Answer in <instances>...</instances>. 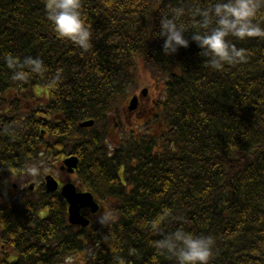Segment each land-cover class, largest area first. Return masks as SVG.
Returning <instances> with one entry per match:
<instances>
[{
	"label": "trees",
	"instance_id": "16d2710c",
	"mask_svg": "<svg viewBox=\"0 0 264 264\" xmlns=\"http://www.w3.org/2000/svg\"><path fill=\"white\" fill-rule=\"evenodd\" d=\"M208 2L82 0L93 34L84 52L57 37L46 0H0V264H175L153 241L177 229L214 239L210 264H264V38L230 37L247 50V61L216 71L191 41L193 18H183L189 47L173 55L164 54L157 35L170 8ZM9 54L21 62L39 58L47 70L13 81ZM57 70L60 79L50 89ZM143 72L162 90L157 120L165 129L130 138L109 154V113L143 85ZM22 91L24 98L14 97ZM5 97L14 102L10 116ZM33 99L54 124L47 127L54 145L45 143L31 115L16 124L21 101L27 106ZM89 119L98 132L76 141L79 124ZM74 143L92 155L98 190L117 200L107 206L111 220L77 229L66 204L45 190L20 204L5 201L11 172ZM165 208L171 216L153 230L150 222ZM84 252L83 263L71 258Z\"/></svg>",
	"mask_w": 264,
	"mask_h": 264
},
{
	"label": "clouds",
	"instance_id": "9594fccd",
	"mask_svg": "<svg viewBox=\"0 0 264 264\" xmlns=\"http://www.w3.org/2000/svg\"><path fill=\"white\" fill-rule=\"evenodd\" d=\"M47 18L51 22L57 37L71 41L82 51L93 47L92 30L82 14V0H46ZM194 19L195 31L191 41L201 50L204 65L220 71L225 65L245 63L247 50L237 48L230 37L236 40L264 38V0H209L206 5L199 3L190 9L183 6L172 7L161 14L159 32L163 38V52L173 55L180 48L189 47L185 38L188 28L183 18ZM5 62L12 70V80L26 81L30 75H42L47 69L39 58L26 57L22 62L12 55L5 57ZM60 70L49 82L48 87L55 89L60 79ZM32 175L38 172L36 166L29 170ZM171 216L170 209H163L161 214L150 222V227L157 230L159 225ZM105 222L107 217L104 218ZM214 239L211 236L196 235L183 229L164 234L153 241V247L159 255L173 259L175 264H210L213 255ZM155 259V258H154Z\"/></svg>",
	"mask_w": 264,
	"mask_h": 264
},
{
	"label": "flooded vegetation",
	"instance_id": "af4514ba",
	"mask_svg": "<svg viewBox=\"0 0 264 264\" xmlns=\"http://www.w3.org/2000/svg\"><path fill=\"white\" fill-rule=\"evenodd\" d=\"M156 104L155 101L147 98L142 103L138 101L137 108L135 110H131L129 107L127 109L123 110L122 114L116 115L115 117V131L117 133V138L122 137L126 131H127V125H129V128L131 131L133 130L135 125H139L141 127H145L149 120L153 119L154 116V105ZM153 105V106H151ZM151 107V108H150ZM19 120L16 122L18 123ZM113 130V129H112ZM113 133H110V136H112ZM119 141V140H118ZM76 156L78 159V168L73 173L68 171V167L64 166L62 162L64 159H67L69 157ZM96 157V156H94ZM60 163L57 164L51 174L55 177V180L59 184V189L55 193L58 194L61 199V192L63 187L67 184L74 185L77 190V194H84V193H92L95 201L98 202V200H110L111 197L107 196L104 193L98 190V188L101 186L97 181H94V178L92 174L90 173V168L94 165L91 164L93 162V157L91 154H87L83 150L80 152L78 150H60V157H59ZM91 164V165H90ZM45 174L43 177L41 176V180L39 181V176L35 177V180L33 181L34 185V191L31 192L29 190L30 183L27 185L25 184L27 181L22 182L18 185H15L16 188H14V197L11 198V200L19 199L23 200L25 197H29L31 193H35L37 196L39 195L38 192L45 190ZM119 186V185H118ZM120 186H123L120 185ZM119 186V187H120ZM62 200V199H61ZM63 201V200H62ZM82 216H88L89 218L92 217L90 211L88 209H82L81 210Z\"/></svg>",
	"mask_w": 264,
	"mask_h": 264
},
{
	"label": "water",
	"instance_id": "95a60500",
	"mask_svg": "<svg viewBox=\"0 0 264 264\" xmlns=\"http://www.w3.org/2000/svg\"><path fill=\"white\" fill-rule=\"evenodd\" d=\"M146 92V91H144ZM135 101V99H134ZM133 101V103H134ZM94 125V122H87L82 124V127H91ZM66 164L70 167V169L77 168V159L72 158L66 162ZM47 185L48 189L50 191H56L58 189L57 181H55L53 178H47ZM63 196L67 199L69 202L71 209H70V222L72 224H78L87 226L89 225L88 220L83 219L79 215V206L85 207H91L94 208V212H97L99 207L94 203L93 197L91 195H84V196H76L75 189L72 186H66L63 190Z\"/></svg>",
	"mask_w": 264,
	"mask_h": 264
},
{
	"label": "rangeland",
	"instance_id": "374dc122",
	"mask_svg": "<svg viewBox=\"0 0 264 264\" xmlns=\"http://www.w3.org/2000/svg\"><path fill=\"white\" fill-rule=\"evenodd\" d=\"M140 75H141V79H140L141 84H143V85H140V87L135 91L136 94L141 92V90L143 88L148 87L151 91L150 96L152 98L158 100L162 94V90L160 89L159 91L156 92V89L154 88L155 87V80L152 78V76L148 72L140 73ZM51 170H53V167H51V164L45 163L43 166L40 167V169L37 173L46 172V174H48V173H50L49 171H51ZM32 176H34V175L26 172L24 175H22L19 178H11L10 179V186L7 188V191H6L7 196H12L14 194V192L11 188L13 184L18 183V182H20V183L25 182V181L31 179ZM79 258H83V257H79Z\"/></svg>",
	"mask_w": 264,
	"mask_h": 264
},
{
	"label": "bare ground",
	"instance_id": "6f19581e",
	"mask_svg": "<svg viewBox=\"0 0 264 264\" xmlns=\"http://www.w3.org/2000/svg\"><path fill=\"white\" fill-rule=\"evenodd\" d=\"M42 131L46 132V131H48V129L44 127V128H42Z\"/></svg>",
	"mask_w": 264,
	"mask_h": 264
}]
</instances>
